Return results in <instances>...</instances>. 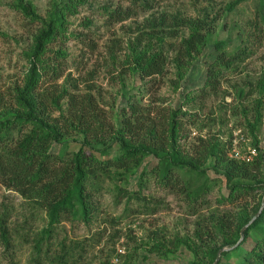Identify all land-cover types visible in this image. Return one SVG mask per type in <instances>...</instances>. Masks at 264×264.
Masks as SVG:
<instances>
[{
  "label": "trees",
  "instance_id": "trees-1",
  "mask_svg": "<svg viewBox=\"0 0 264 264\" xmlns=\"http://www.w3.org/2000/svg\"><path fill=\"white\" fill-rule=\"evenodd\" d=\"M119 1L113 8L108 4L103 6L107 24L127 20L139 13L150 12V15L137 23L131 32L135 34L126 41L122 60L118 56L121 48L119 40L113 39L112 44L107 46L110 66H121L122 78L124 72H129L130 75L138 74L141 80L150 81L155 80L157 75H163L167 66L172 64L174 77L171 83L177 91L191 66L202 55L211 32L217 28L216 22L232 13L245 0L227 1L222 14H214L209 20L207 17H188L178 9L152 12L158 0ZM90 2L50 0L42 16L32 1L12 0L14 10L33 24L34 30L30 33L29 44L22 51L26 61L22 81L15 83L8 92L9 103L0 105V183L17 192L33 207L46 211L48 224L40 231L41 237L35 245L37 251L40 252L43 237L49 235L62 220H90L97 208L93 197L102 191L105 180H113L114 177L126 180L135 167L152 156L156 163L143 169L140 177L149 173L162 186L190 201L196 202L205 197L211 189L206 167L210 161L226 178L229 192L222 201L252 198L251 208L247 209L248 212L239 210L234 222L211 215L209 226L207 223L197 227L195 234L204 248L196 247L194 259L188 264H213L221 247L230 249L220 253L216 264L232 252H240L246 264H264V152L258 146L254 133L261 121L264 72L256 84L259 96L253 107L254 119L248 122L257 151L253 160L228 157L217 139H200L203 141L200 147L186 149L180 143L184 121L179 114H187L182 105L172 107L145 103L138 98L139 93L123 88V94L128 95L127 106L114 114L100 109L95 95L91 93L96 90L92 82L86 84L83 92L78 91L80 82L77 79L72 78L74 91L66 87L65 81L58 83L66 62L67 52L62 46L64 41L70 36H78L81 42L83 38H88L83 33L68 32L69 18ZM122 2L126 3L125 7ZM263 3L260 0L256 10L254 25L257 28L259 24L264 25ZM83 23L89 26L91 20L85 18ZM230 28L238 32L235 34L238 46L229 49L231 36L214 41L215 57L207 66L204 84L198 91L181 92L182 104L216 91L225 72L244 58L246 47L241 48L244 34L238 25H231ZM88 40L83 43L93 49L95 44L91 45L93 42ZM68 77L70 75L65 80ZM0 97L4 98L1 93ZM64 99L68 104L66 111L62 109ZM242 110L246 111L245 108ZM77 134L82 136L78 141L79 147L66 153L67 138ZM54 142L62 144L58 153L51 152ZM114 183L118 197L116 203L123 198L127 202L147 199L140 189L127 191ZM144 185L142 180L139 181V188ZM254 216L240 240L241 229ZM2 223L0 234L8 244L7 228ZM249 241L250 247L243 248ZM181 243L191 247L188 240L178 238L172 243L173 247L154 243L152 249L162 247L161 252L167 254L175 251ZM71 255L68 249H64L62 256Z\"/></svg>",
  "mask_w": 264,
  "mask_h": 264
},
{
  "label": "rangeland",
  "instance_id": "rangeland-1",
  "mask_svg": "<svg viewBox=\"0 0 264 264\" xmlns=\"http://www.w3.org/2000/svg\"><path fill=\"white\" fill-rule=\"evenodd\" d=\"M30 1L44 16L50 0ZM90 1L69 18L68 32L88 35V38L83 39L86 42L90 39L93 42L91 45L95 44V47L91 49L78 36H70L64 41L62 46L67 55L63 76L58 83L65 81L66 87L74 91L72 78L77 79L80 82L78 91L83 92L86 84L92 82L96 90L91 93L95 95L100 109L114 114L127 106L128 95L123 94V88L139 93L138 98L145 103L172 107L182 105V110L187 112L179 114L184 121L183 136L180 139L184 148L190 150L194 146L200 147L202 140L217 139L224 146L228 157L239 160L249 157L250 161L253 160L257 151L248 122L254 119L253 107L259 96L256 84L264 72V25L259 24V28L254 25L260 0H245L232 13L216 22L217 28L211 32L202 55L191 66L177 91L171 83L174 77L172 64L167 66L163 75H157L155 80L150 81L141 80L138 74L130 75L129 72H124L122 78L121 66L109 64L111 62L107 46L112 44L113 39L119 40L121 48L118 56L122 60L126 41L135 34L131 32L150 12L107 24L103 6L108 4L113 8L121 1ZM227 1L229 0H158L152 12L178 9L188 17H207L209 20L214 14H222ZM122 5L125 7L126 3L122 2ZM85 18L91 20L89 26L83 23ZM234 24L244 34V41L241 43V48L246 47L244 58L236 61L225 72L216 91L194 102L182 104V93L198 91L204 84L207 66L215 57L214 41L231 36L232 44L229 49L238 46L235 37L238 32L230 28ZM33 30V24L14 10L12 0H0V93L4 97H0V105L9 103L8 92L15 83L22 81L26 68L22 51L29 44ZM89 71L93 73L89 75ZM67 75L70 77L65 80ZM156 99L160 100L155 101ZM262 101L261 121L254 133L258 138V146L264 152V96ZM67 106V99H64L62 109L66 111ZM243 108L246 109L245 112ZM55 114L58 115L57 112ZM81 139L82 136L78 134L68 137L66 153L77 150ZM61 146V142H54L51 152L58 153ZM252 150H255V154H252ZM155 163L156 160L150 156L135 167L126 180L115 177L113 180H105L102 191L93 197L97 208L92 212L90 220H62L52 228L49 235L43 237L40 252L35 245L41 237V229L48 224L46 211L33 207L17 192L0 183V225L3 222L9 238V243L6 244L0 234V264H188L194 259L195 248H204L195 234L197 227L206 226L207 223L209 226L211 215L234 222L239 210L245 209L248 212L247 209L253 205L251 196L222 201L223 196H228L229 190L225 175L214 168L212 161L206 163L212 187L205 197L196 202L162 186L149 173L140 177L143 169L150 168ZM141 180L146 184L143 188L138 187ZM114 182L127 191L142 190L147 199L127 202L123 198L116 203L118 197ZM178 238L188 240L191 247L181 243L175 251L167 254L161 252L162 247L152 249L154 243L173 247L172 243ZM250 244L251 241L244 244L243 248L250 247ZM64 249H68L72 255L62 256ZM220 264L246 262L242 260L240 252H232Z\"/></svg>",
  "mask_w": 264,
  "mask_h": 264
},
{
  "label": "water",
  "instance_id": "water-1",
  "mask_svg": "<svg viewBox=\"0 0 264 264\" xmlns=\"http://www.w3.org/2000/svg\"><path fill=\"white\" fill-rule=\"evenodd\" d=\"M256 216H254L242 229H241V237H240V240L242 239V237H243V231H244V229H245V227H247L251 222H252V220L255 218ZM228 249H230L229 247H221L219 250H218V252H217V257H216V259H215V261L213 262V264H216L217 262H218V260H219V257H220V253L222 252V251H225V250H228Z\"/></svg>",
  "mask_w": 264,
  "mask_h": 264
},
{
  "label": "built area",
  "instance_id": "built-area-1",
  "mask_svg": "<svg viewBox=\"0 0 264 264\" xmlns=\"http://www.w3.org/2000/svg\"><path fill=\"white\" fill-rule=\"evenodd\" d=\"M251 152H252V154H255V150H252ZM250 159L251 158H249V157H245L242 160L249 161ZM119 251L123 252V250H121V249H119Z\"/></svg>",
  "mask_w": 264,
  "mask_h": 264
}]
</instances>
